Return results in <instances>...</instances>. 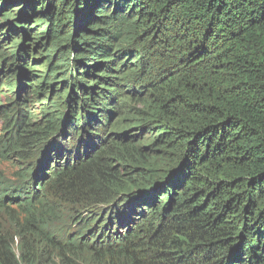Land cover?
Returning a JSON list of instances; mask_svg holds the SVG:
<instances>
[{
	"label": "trees",
	"instance_id": "1",
	"mask_svg": "<svg viewBox=\"0 0 264 264\" xmlns=\"http://www.w3.org/2000/svg\"><path fill=\"white\" fill-rule=\"evenodd\" d=\"M0 16V60L23 74L0 90V212L20 218L0 264H264V0H0ZM18 36L44 51L42 85L3 49Z\"/></svg>",
	"mask_w": 264,
	"mask_h": 264
},
{
	"label": "rangeland",
	"instance_id": "2",
	"mask_svg": "<svg viewBox=\"0 0 264 264\" xmlns=\"http://www.w3.org/2000/svg\"><path fill=\"white\" fill-rule=\"evenodd\" d=\"M16 10V9H14ZM17 13V12H16ZM1 17V16H0ZM2 23V20H0V24ZM37 25V24H36ZM30 26L33 27L35 26L34 24H32V22H30ZM42 27V26H40ZM44 28H37V27H34L32 30H33V38H38L37 34L38 32H42ZM5 30L4 29H1V33H0V39L4 38L5 39ZM12 37V35H11ZM4 44V43H2ZM31 45V42L29 39H21L19 36L11 39L9 42L5 43L3 49L5 50L6 49V52L7 51H10L9 50V46L13 49H14V52L13 53H10V55L14 56L15 58L17 57L18 55V52H22L23 54L27 55V60L25 61V67L26 69L31 73V76H30V80L32 79H35L32 83H35V84H43L45 79L42 78L44 77V73L47 69V66H48V63L45 61V54L42 53L44 52L42 50L41 52V49L42 48H37V50L35 49H28V51L24 48V46H27V45ZM23 46V47H22ZM21 47V48H20ZM19 48V50H18ZM43 57V58H42ZM72 64V63H71ZM4 64L1 62L0 60V69H1V73H0V90H1V94L5 95V94H11V92L13 91L12 89V86H13V79L16 80L17 78H19L20 76L22 77V73H19L18 76H14V73L13 72H8V70L4 67ZM16 68H17V65H16ZM73 69V68H72ZM81 71V70H79ZM4 72V73H2ZM73 73V72H72ZM22 74V75H21ZM12 76V77H11ZM38 77H41V78H38ZM29 79H24V81L22 82L23 86H27L30 84V81ZM6 83H9L8 85H11L10 88H5V87H2L1 85L5 84L7 85ZM25 89V91H24ZM23 90H20V92L22 94L26 93L27 91H29V89H26L24 88ZM14 93V91H13ZM117 94V93H116ZM5 101V98L4 97H1L0 98V102H3L4 103ZM33 101H34V106H33V113H34V117L35 118H38V119H41L40 116L43 115V110L47 107H49L48 105V101H44V102H40V100L37 98V96H35L33 98ZM51 109V108H50ZM114 125L116 126V129L122 133H125V132H130L131 135H135V133H138L139 131H137L135 128H137V126L134 124V122L131 120V119H127V118H123V119H120V121L118 122V124L114 123ZM132 127H135V128H132ZM0 131H1V127H0ZM148 136V135H147ZM147 139L144 137V134H141L139 135L138 138H135L131 141V143L133 145H136L140 152H141V155L144 156V157H147L148 159H154V158H157L159 155H160V152H159V147L157 146H153V147H150V143L148 141H146ZM158 159V158H157ZM18 219L20 221V218L17 214H14V216H9L3 212H0V230L1 231H7L8 232V235L10 237H13L14 235V224H15V220ZM14 243L16 244V240L14 239L13 240ZM73 262L75 264H90V259L88 256L86 255H82V256H79V257H76V258H72Z\"/></svg>",
	"mask_w": 264,
	"mask_h": 264
},
{
	"label": "bare ground",
	"instance_id": "3",
	"mask_svg": "<svg viewBox=\"0 0 264 264\" xmlns=\"http://www.w3.org/2000/svg\"><path fill=\"white\" fill-rule=\"evenodd\" d=\"M107 217H108V216H107ZM107 217H106V218H107Z\"/></svg>",
	"mask_w": 264,
	"mask_h": 264
}]
</instances>
